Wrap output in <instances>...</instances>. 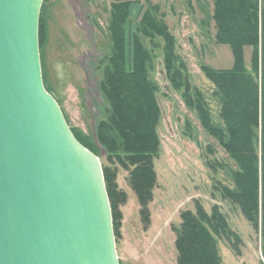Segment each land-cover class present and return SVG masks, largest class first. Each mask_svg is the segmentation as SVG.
Listing matches in <instances>:
<instances>
[{"label":"rangeland","instance_id":"1","mask_svg":"<svg viewBox=\"0 0 264 264\" xmlns=\"http://www.w3.org/2000/svg\"><path fill=\"white\" fill-rule=\"evenodd\" d=\"M128 1H132L129 33L134 31L145 8L157 7V18L172 33L175 51L185 63L190 82L210 97L212 87L201 67L220 69L233 64L230 47L215 41L216 30L210 19L212 0ZM111 2L43 0L38 38L46 90L58 102L77 140L83 145H96V149H88L102 164L119 263L177 264L173 229L181 224L182 212L196 210L199 201L207 214L217 206L236 234L232 238L237 248L225 238L218 242L224 264H264L261 215L256 230L237 206L223 198L220 183L232 185L229 172L235 163L186 107L182 93L173 89L164 68L166 50L160 35L141 36L145 46L153 51L150 77L158 86L161 108L157 125L160 143L153 160L156 179L149 187L151 202L146 207L141 206L130 188L129 172L108 159L104 147L96 142L97 121L104 118L106 106L98 85L103 74L100 59L107 52ZM260 3L262 7L264 0ZM244 56L249 67L250 47L245 48ZM211 107L213 119L218 122L219 111L213 100Z\"/></svg>","mask_w":264,"mask_h":264},{"label":"trees","instance_id":"2","mask_svg":"<svg viewBox=\"0 0 264 264\" xmlns=\"http://www.w3.org/2000/svg\"><path fill=\"white\" fill-rule=\"evenodd\" d=\"M131 2H111L107 52L100 59L103 74L98 85L106 106L104 118L97 121L96 142L104 147L108 159L129 172L130 188L146 207L151 202L149 187L156 179L153 160L160 143L157 125L161 108L158 86L150 77L153 51L141 36L160 35L166 50L164 68L173 89L182 93L186 107L235 163L229 172L232 185L220 183L223 198L237 206L256 230L260 213L264 231V4L261 7L260 0H212L215 41L230 47L233 64L220 69L201 67L212 87L208 97L190 82L172 33L157 18V7L145 8L129 33ZM40 31L41 23L39 37ZM246 47L251 48L249 67ZM211 100L218 107V122L213 119ZM84 146L96 149L95 143ZM195 207L182 212L181 224L173 229L177 264H224L219 240L225 238L235 246L227 217L217 206L209 214L199 201Z\"/></svg>","mask_w":264,"mask_h":264},{"label":"water","instance_id":"3","mask_svg":"<svg viewBox=\"0 0 264 264\" xmlns=\"http://www.w3.org/2000/svg\"><path fill=\"white\" fill-rule=\"evenodd\" d=\"M43 0H0V264H120L99 157L46 90Z\"/></svg>","mask_w":264,"mask_h":264}]
</instances>
